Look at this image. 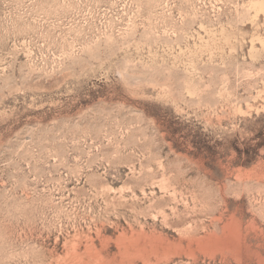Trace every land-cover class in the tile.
Here are the masks:
<instances>
[{
  "label": "rangeland",
  "instance_id": "rangeland-1",
  "mask_svg": "<svg viewBox=\"0 0 264 264\" xmlns=\"http://www.w3.org/2000/svg\"><path fill=\"white\" fill-rule=\"evenodd\" d=\"M0 264H264V0H0Z\"/></svg>",
  "mask_w": 264,
  "mask_h": 264
},
{
  "label": "bare ground",
  "instance_id": "bare-ground-1",
  "mask_svg": "<svg viewBox=\"0 0 264 264\" xmlns=\"http://www.w3.org/2000/svg\"><path fill=\"white\" fill-rule=\"evenodd\" d=\"M237 237H238V236H237ZM237 237H236V238H237ZM239 239H240V238H239ZM231 242H232V241H231ZM231 242L228 241L227 243L230 244ZM207 245H209V244H207ZM220 245H221V244H220ZM220 245H216V247H217V246H220ZM226 245H227V247H228V246H231V244H230V245L226 244ZM233 245H234V244H233ZM211 246H212V245H211ZM224 247H225V246H224ZM203 248H204V247H203ZM220 248H221V247H220ZM212 249H213V247H212ZM215 249H216V248H215ZM218 249H219V247H218ZM213 250H214V249H213ZM135 251H136V250H135ZM140 252H141V251H140ZM141 253H142V252H141Z\"/></svg>",
  "mask_w": 264,
  "mask_h": 264
}]
</instances>
